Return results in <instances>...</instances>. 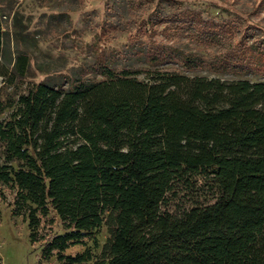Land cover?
<instances>
[{
  "label": "trees",
  "instance_id": "trees-1",
  "mask_svg": "<svg viewBox=\"0 0 264 264\" xmlns=\"http://www.w3.org/2000/svg\"><path fill=\"white\" fill-rule=\"evenodd\" d=\"M170 18L167 33L199 47L224 44L226 35L195 13ZM160 21L139 34L152 38ZM231 39L209 58L153 45L144 52L150 69L111 67L99 51L89 67L94 79L68 89L39 83L16 101H0V115L12 108L0 121V143L7 160L19 162L17 170L0 163V182L13 192V216L42 243L44 261L264 264V82L157 68L175 62L187 71L242 72L245 47ZM27 67L24 55L13 68L7 59L0 2V98ZM143 72L147 78L138 79ZM200 178L215 188L214 203L178 217L161 210L176 184ZM103 226L100 259L88 248L67 253L95 241Z\"/></svg>",
  "mask_w": 264,
  "mask_h": 264
},
{
  "label": "rangeland",
  "instance_id": "rangeland-1",
  "mask_svg": "<svg viewBox=\"0 0 264 264\" xmlns=\"http://www.w3.org/2000/svg\"><path fill=\"white\" fill-rule=\"evenodd\" d=\"M5 31L6 56L13 68L16 58L24 55L28 67L24 77H15L3 86L0 101H16L18 93L45 83L68 89L77 79H94L89 67L99 51H104L111 67L150 69L144 52L149 47L179 48L187 53L215 56L225 53L231 38L240 40L246 70L216 73L208 69L187 71L178 63L157 66L161 70L179 71L188 76L264 82V0H0ZM192 12L213 25V33L226 35L213 48L197 46L187 36L165 32L172 26L173 15ZM161 19L149 39L139 34L142 26L150 29L152 21ZM173 20V22L171 21ZM174 26V24H173ZM223 30V31H222ZM233 40V41H234ZM223 41V42H222ZM218 42V41H217ZM219 52V53H217ZM230 52V51H228ZM250 58V61L248 60ZM209 66V64H208ZM206 66V67H208ZM238 69V68H237ZM237 72V73H236ZM147 78L143 72L137 76ZM12 108L0 115L6 120ZM0 163L17 170L19 162L8 161L0 143ZM0 264H56L42 259V243H33L28 221L12 214L13 192L0 182ZM216 190L200 178L191 186L176 184L161 208L178 217L193 205L212 204ZM62 233L61 228H57ZM108 238L106 226L96 233V240L77 245L67 253L91 249L100 259Z\"/></svg>",
  "mask_w": 264,
  "mask_h": 264
}]
</instances>
